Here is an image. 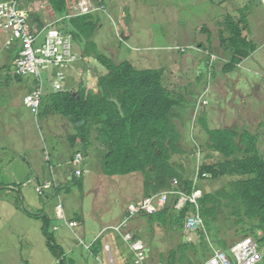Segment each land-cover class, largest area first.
Returning <instances> with one entry per match:
<instances>
[{
	"label": "rangeland",
	"instance_id": "1",
	"mask_svg": "<svg viewBox=\"0 0 264 264\" xmlns=\"http://www.w3.org/2000/svg\"><path fill=\"white\" fill-rule=\"evenodd\" d=\"M86 1L91 8L89 13L94 8L98 10L91 12L93 17L89 19L98 26L92 40L96 49L90 47L86 36L74 41L77 61L63 71L69 91L77 92L82 80L87 79L88 88L98 93L94 76L107 70L97 60L96 51L117 65L130 62L140 70L164 71L163 85L179 105L173 114L182 135L183 153L174 157V166L180 171L184 168V176L195 183L194 192L200 191L202 196L217 193L239 179L232 176L211 179L205 175L208 178L201 180L200 170L205 163L223 161L221 155L208 148V130H247L259 137L264 156V0ZM71 2L72 10L78 14L79 0ZM26 4L33 8L32 26H43L34 17L38 13L36 7L49 21H58L47 0ZM73 16L76 15L69 17ZM244 17L247 22L242 23ZM227 23H240L243 34L258 48L230 73L225 67L232 59L231 46L223 41L232 36ZM55 26L67 31V22ZM9 37L6 32L0 33V170L19 174L20 178H7L6 174L1 178L0 174V264H126V260L131 261L130 247L118 233L107 228L121 223L131 205L147 198L145 175H106L102 170L104 153L93 148L87 151L88 156L79 152L86 158L84 173L80 177L75 175L70 159L82 147L77 145L75 152L71 149L68 137L74 130L58 114H46L41 109L40 117H36L25 106L24 97L33 92L36 80L16 77V54L21 55L26 48L15 43L7 49ZM89 48L91 52L87 55L85 51ZM45 82L46 89H51L47 79ZM46 93L45 98L51 94ZM35 164L40 166V173ZM25 168L27 175L22 173ZM39 175L41 182L54 184L51 191L37 192L36 188L42 185ZM73 177L77 178L75 182ZM174 197L170 195L169 203ZM226 203L219 211L217 223L202 230L211 250L205 264L216 252L228 254L236 264L234 247L252 238H245L243 230L252 229L253 222L237 223L240 217L235 210L242 211L241 204ZM70 222L79 226L69 228L66 223ZM45 223L49 232L46 235ZM128 231L139 233L132 234L145 241L142 250L146 259L131 264H163L162 258H169L171 250L184 243L185 238L192 243L198 235L188 233L185 224L182 237L181 232L150 225L142 215L131 219ZM48 236L64 257L60 258L59 251L49 245ZM215 237L221 242H214ZM96 239L100 240L95 243ZM107 240L114 247L116 263L109 262L104 252ZM91 244L96 246L100 257L95 258L87 249ZM258 245L263 262L264 243ZM106 249L111 250L110 246ZM188 256L194 263L202 264L194 250Z\"/></svg>",
	"mask_w": 264,
	"mask_h": 264
},
{
	"label": "trees",
	"instance_id": "2",
	"mask_svg": "<svg viewBox=\"0 0 264 264\" xmlns=\"http://www.w3.org/2000/svg\"><path fill=\"white\" fill-rule=\"evenodd\" d=\"M32 1L37 2L30 0ZM49 2L55 15L67 22L65 33L72 34L74 41L86 36L90 47L95 50L96 45L92 40L98 26L89 20L93 17L92 13L69 17L77 14L75 9L72 10L74 7L71 0ZM34 17L44 26H40V29L47 26L41 22L43 20L39 15ZM241 22H247L246 18ZM227 30L232 36L229 41L225 38L223 41L226 44L230 42L232 59L225 70L230 73L258 48L243 34L240 23L228 24ZM90 52V48L85 51L87 55ZM96 56L107 70L94 76L98 93L81 82L77 92L66 88L65 92H53L46 98L45 95L42 111L46 114H58L68 121L74 130L73 135L68 137L71 148L75 150L79 143L82 147V150H75L74 154L82 152L86 156L87 151L94 146L102 150V170L106 175L125 177L144 174L145 197L170 189L192 196L194 181L187 179L182 172L184 168L178 170L173 162L176 155L183 153L182 135L174 123L173 114V110L179 105L163 85L164 71L140 70L130 62L117 65L97 51ZM208 133V148L212 153L221 155L223 161L205 163L200 170L201 180L208 178L205 175H210L211 179L228 176L239 179L229 182L217 193L203 195L199 206L206 228L217 223L219 211L227 201L233 205L241 204L243 210H235V214L240 217L237 223L243 224L249 220L254 225L252 229L243 230L245 238L252 237L259 244L264 243V156L259 148V137L247 130L240 132L230 128L208 130ZM76 179L73 177L72 181L75 182ZM174 180L178 182L177 187L172 185ZM177 201V197L171 198L164 210L154 215L142 216L150 225L181 232L183 237L186 221L196 211V207L187 203L182 211H178L175 208ZM43 232L45 235L49 233L48 223H45ZM213 241L221 242V239L215 237ZM48 242L56 248L50 236ZM209 248L205 233L199 231L195 242L189 243L185 238V242L171 250L169 258L163 257L162 262L196 264L189 260L188 252L192 249L200 262L205 264L211 252ZM57 250L59 251L58 247ZM59 256L62 258L64 254L59 251ZM259 264H264V261Z\"/></svg>",
	"mask_w": 264,
	"mask_h": 264
},
{
	"label": "built area",
	"instance_id": "3",
	"mask_svg": "<svg viewBox=\"0 0 264 264\" xmlns=\"http://www.w3.org/2000/svg\"><path fill=\"white\" fill-rule=\"evenodd\" d=\"M10 3L0 5V31L8 30L12 32L10 39L6 42L7 48L15 46H21L22 49L26 48L25 52H22L20 59H23L26 64L17 65V73L23 75L28 73L31 75H39L42 71H50L57 69L61 72L64 71L66 66H70L77 61L72 46L74 44V37L70 33H65L58 28H55V24H51L45 28H39L32 26L31 21L28 20V13L23 8V4L31 3L30 0H8ZM7 2V1H6ZM42 2V1H41ZM31 6V5H30ZM90 5L86 0H80L78 4V14L84 15L89 13ZM98 11L94 8L93 11ZM67 59V61H64ZM30 63L31 65H27ZM67 80L63 73L59 74L55 80V86L61 90L66 85ZM44 100V95L41 92H33L28 94L24 98V104L31 110L36 117L40 116ZM86 158L83 154H77L74 156L72 166L75 168V175L80 177L83 175L82 169ZM173 187L178 186L177 180L173 181ZM53 188L52 183H45L39 185L36 190L39 193H45L51 191ZM170 195H174L178 198V205L176 203L175 208L178 211H182L187 203H191L196 207V211L193 217L189 218L186 222V230L188 233H197L206 228L203 217L200 213L199 201L201 200L202 193L195 191L192 196H187L185 193L177 190L170 189L168 191L151 195L144 200L131 205L128 208V215L126 214L124 220L117 226L107 228L118 233L128 246L133 249L140 261L146 259V252H144L140 245L143 243L139 239H135L134 235L128 231V226L131 219L136 218L142 214L154 215L164 210L169 203ZM62 209V206L60 207ZM63 218V216H60ZM69 228H77L79 224L77 222L66 223ZM255 240V239H254ZM252 238H247L233 249L236 255V264H259L262 260V256L259 252L258 242ZM97 242V240H96ZM211 260L208 264H233L224 253L216 252L214 256H210ZM110 262L114 263L113 258H110Z\"/></svg>",
	"mask_w": 264,
	"mask_h": 264
},
{
	"label": "crops",
	"instance_id": "4",
	"mask_svg": "<svg viewBox=\"0 0 264 264\" xmlns=\"http://www.w3.org/2000/svg\"><path fill=\"white\" fill-rule=\"evenodd\" d=\"M47 3H48V5L50 6V10H52L53 11V8H52V6H51V4H50V2H49V0H47ZM41 4H42V2H41ZM37 9H36V12H38L37 13V15H39V16H43V18H40L41 20H43V22L45 21V24H47V25H49V24H52V23H54L55 21H49L48 20V18L46 17V15H45V13L44 14H42L41 12H42V10H39V7H36ZM29 9H30V16H31V14H32V12H33V8H32V6H30L29 5ZM31 18V17H30ZM57 20L59 21L60 19L57 17ZM30 21H31V19H30ZM57 21V22H58ZM32 22V21H31ZM1 33V32H0ZM7 41V40H6ZM18 59H19V53L18 54H16V63H15V66H16V64H17V61H18ZM96 81V80H95ZM68 82V81H67ZM82 82H84V83H86V85L87 86H89V83H88V81H87V79H83L82 80ZM36 83H37V81H36ZM95 84H96V82H95ZM37 85V84H36ZM51 89H46V91L45 92H48V93H53L54 92V90L52 89V87L51 86H49ZM67 87H69V88H71V85H68ZM72 89H75V88H72ZM78 90H79V88H78ZM75 91H76V89H75ZM29 94V93H28ZM27 94V95H28ZM47 93H45V95H46ZM26 95V96H27ZM25 96V97H26ZM24 97V98H25ZM33 114V113H32ZM35 116V115H34ZM65 124V123H64ZM71 127V126H70ZM72 128V127H71ZM73 135V134H72ZM68 144V143H67ZM78 145H80V143L78 144ZM72 149V148H71ZM93 149H96V146H94L93 147ZM73 150V149H72ZM97 151H100V150H98V149H96ZM74 151V150H73ZM74 158V157H73ZM29 159V158H28ZM50 160V158H47V161H49ZM70 161H72V159H70ZM33 162V164L35 163V161L33 160L32 161ZM35 169H36V171L38 172V173H40L41 172V168H40V166L38 165V164H35ZM2 170V169H1ZM2 173H1V178L3 177V176H5V174H6V176H8L7 178H15V179H18V178H20V175L19 174H16V173H9L8 172V174L7 173H5V172H3V170L1 171ZM22 173L23 174H28V170L25 168V169H23L22 170ZM70 179V178H69ZM40 180H42V176H38V181H40ZM40 184H45V183H49V181H44V182H39ZM14 190V189H13ZM117 227H119V226H117ZM133 233H135V232H133ZM135 234H139V233H135ZM142 238V237H141ZM143 239V238H142ZM142 239H140V241H142L143 243H145V241H143ZM97 240V239H96ZM100 239H98L97 241H99ZM106 246H110V249L111 250H107L106 249ZM88 247L90 248V249H88ZM87 249L89 250V251H91V253H93L94 254V256H95V258H97V257H100V255H98V250L96 249V246L93 244H91V245H88L87 246ZM129 250H130V256H131V261H133L134 263L136 262V259H137V257H136V255H135V253H134V251L131 249V248H129ZM104 252L107 254V257H108V261L110 262V258L112 257L113 258V260H114V263H116V257H115V254H114V247L112 246V243L109 241V240H107L106 241V243L104 244ZM134 258V259H133ZM131 261H129V260H126V264H131ZM122 262H123V260H122ZM123 264H124V262H123Z\"/></svg>",
	"mask_w": 264,
	"mask_h": 264
},
{
	"label": "bare ground",
	"instance_id": "5",
	"mask_svg": "<svg viewBox=\"0 0 264 264\" xmlns=\"http://www.w3.org/2000/svg\"><path fill=\"white\" fill-rule=\"evenodd\" d=\"M5 3H10V1H7V2H2V3H0V5H2V4H5ZM23 8L27 11V13H28V20L30 21V9H29V5L28 4H23ZM91 13V12H90ZM88 14V13H87ZM85 15V14H84ZM76 16H77V14H76ZM62 20L60 19L58 22H61ZM58 22H56V23H54L55 25L58 23ZM49 25H51V24H49ZM49 25H47V26H49ZM54 25V27L55 28H57L56 26ZM46 26V27H47ZM0 32H6V33H8V34H11L12 32H10V31H8V30H2V31H0ZM9 39H10V37H9ZM8 39V40H9ZM7 40V41H8ZM6 41V42H7ZM6 48H7V46H6ZM7 49H9V48H7ZM72 49L74 50V48H73V46H72ZM19 59H20V54H19ZM18 59V61H17V64H16V66H15V75H16V77H18V78H24V77H32V78H34L36 81H37V85L35 86V89L33 90V92H41L44 96H45V91H46V82H45V79H47V82H48V84L52 87V89L54 90V92H57V93H61V92H65V90H66V85L64 84V86H63V88L61 89V90H59L56 86H55V84H54V82H55V80L57 79V77H58V75L59 74H61V73H63L64 74V72H61V71H59V70H57V69H52V70H50V71H42L39 75H31V74H29L28 75V73H24L23 75H20V74H18L17 73V65H24V64H26L25 63V61L23 60V59H21V60H19ZM64 61H67V59H64ZM27 65H31L30 63H27ZM64 76H65V78H66V75L64 74ZM32 91H31V93H33ZM75 94H76V92H75ZM78 154H80V153H78ZM77 154H75L74 156H76ZM86 156H88V155H86ZM72 161H73V159H72ZM13 190V189H12ZM39 193V192H38ZM44 194V193H43ZM57 231V230H56ZM140 247H141V249H142V247H143V243H141V245H140ZM88 249H90L89 247H88ZM133 250V249H132ZM134 251V250H133ZM134 253H135V255H136V257H137V259H136V262H137V260L139 259L138 258V255H137V253L134 251ZM227 256H228V254H227ZM135 262V263H136ZM138 263V262H137Z\"/></svg>",
	"mask_w": 264,
	"mask_h": 264
},
{
	"label": "clouds",
	"instance_id": "6",
	"mask_svg": "<svg viewBox=\"0 0 264 264\" xmlns=\"http://www.w3.org/2000/svg\"><path fill=\"white\" fill-rule=\"evenodd\" d=\"M39 117H40V116H39ZM52 184H53V183H52ZM53 186H54V184H53ZM46 192H49V191H46ZM50 198H51V197H50ZM125 216H126V215H125ZM125 216H124V218H125ZM124 218H123V220H124ZM123 220H122V221H123ZM119 224H120V223H119ZM119 224H117V225H115V226H118ZM112 227H114V226H112ZM108 228H110V227H108ZM132 233H133V232H132ZM134 237H135V236H134ZM139 240H140V239H139ZM97 242H98V241H97ZM97 242H95V243H97ZM95 243H94V244H95Z\"/></svg>",
	"mask_w": 264,
	"mask_h": 264
},
{
	"label": "water",
	"instance_id": "7",
	"mask_svg": "<svg viewBox=\"0 0 264 264\" xmlns=\"http://www.w3.org/2000/svg\"><path fill=\"white\" fill-rule=\"evenodd\" d=\"M0 174H1V170H0ZM31 180V178L29 179V181ZM51 194H49L48 196H47V198L49 199L51 196H50Z\"/></svg>",
	"mask_w": 264,
	"mask_h": 264
}]
</instances>
